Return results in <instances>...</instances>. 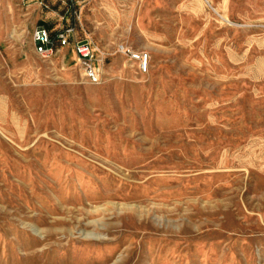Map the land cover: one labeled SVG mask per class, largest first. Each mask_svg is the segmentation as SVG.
<instances>
[{"label":"rangeland","instance_id":"rangeland-1","mask_svg":"<svg viewBox=\"0 0 264 264\" xmlns=\"http://www.w3.org/2000/svg\"><path fill=\"white\" fill-rule=\"evenodd\" d=\"M76 1L97 83L0 0V264H264V0Z\"/></svg>","mask_w":264,"mask_h":264},{"label":"built area","instance_id":"built-area-1","mask_svg":"<svg viewBox=\"0 0 264 264\" xmlns=\"http://www.w3.org/2000/svg\"><path fill=\"white\" fill-rule=\"evenodd\" d=\"M77 4L76 0H70V5L66 12L69 16V21L65 26L59 28L53 37L42 26H38L33 30L34 51L42 58H50L59 49L71 47L75 54L76 62L81 66L85 78L92 83H97L101 78V69L96 64L95 55L97 50L88 39L76 38V28L81 25V12ZM116 51L133 61L140 73L147 72L149 66L147 53L135 51L125 44H119Z\"/></svg>","mask_w":264,"mask_h":264},{"label":"trees","instance_id":"trees-1","mask_svg":"<svg viewBox=\"0 0 264 264\" xmlns=\"http://www.w3.org/2000/svg\"><path fill=\"white\" fill-rule=\"evenodd\" d=\"M66 1V12H67V8H68V6L70 5V0H65ZM67 14V13H66ZM65 17V16H64ZM64 17H63V19H64ZM69 17V16H68ZM45 24V23H44ZM46 25V24H45ZM42 27H44V26H42ZM47 31H48V33H49V35L51 36V37H53L57 32H58V30H49L48 29V26L47 27H44Z\"/></svg>","mask_w":264,"mask_h":264},{"label":"crops","instance_id":"crops-1","mask_svg":"<svg viewBox=\"0 0 264 264\" xmlns=\"http://www.w3.org/2000/svg\"><path fill=\"white\" fill-rule=\"evenodd\" d=\"M70 49H71L72 53L74 54V52H73V50H72V48H71V47H70ZM74 56H75V54H74ZM75 60H76V57H75Z\"/></svg>","mask_w":264,"mask_h":264}]
</instances>
